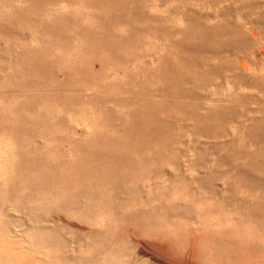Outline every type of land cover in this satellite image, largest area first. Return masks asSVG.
<instances>
[{
    "label": "rangeland",
    "instance_id": "rangeland-1",
    "mask_svg": "<svg viewBox=\"0 0 264 264\" xmlns=\"http://www.w3.org/2000/svg\"><path fill=\"white\" fill-rule=\"evenodd\" d=\"M0 146L44 264H264V0H0Z\"/></svg>",
    "mask_w": 264,
    "mask_h": 264
},
{
    "label": "bare ground",
    "instance_id": "bare-ground-1",
    "mask_svg": "<svg viewBox=\"0 0 264 264\" xmlns=\"http://www.w3.org/2000/svg\"><path fill=\"white\" fill-rule=\"evenodd\" d=\"M20 3V2H19ZM150 7V6H149ZM67 8V6L65 5H59L56 7H44L42 9V14L44 15H49L52 16L55 13H59L62 11H65ZM151 10V9H150ZM44 18V17H43ZM31 37V36H30ZM36 39L32 36L31 38V43H35ZM33 45V44H32ZM29 46V45H28ZM150 60V59H149ZM239 62V61H238ZM241 64V63H240ZM243 68L245 69V65L242 63ZM235 73V72H234ZM116 72L114 73V75H112L113 77H116ZM112 77V78H113ZM213 86V85H212ZM230 91V90H229ZM215 93V92H214ZM217 94V93H216ZM235 94V93H234ZM228 98V97H227ZM231 98V97H230ZM239 98V97H238ZM209 101L213 100V97L208 99ZM208 101V102H209ZM72 123V122H71ZM78 125L81 126L82 123H76ZM77 125V126H78ZM82 126H84L85 131L90 132L93 127L90 124H82ZM69 132V131H68ZM71 134V133H70ZM72 135V134H71ZM70 135V136H71ZM75 137V136H74ZM71 138V137H70ZM73 138V137H72ZM75 139H78L77 137ZM78 141V140H77ZM105 141V140H104ZM83 143V142H82ZM81 144V142H80ZM12 146V145H11ZM7 147V145H6ZM9 147V146H8ZM190 150V149H189ZM14 153H11V149H6L3 148L2 146H0V180H2V178H8V175L10 173L9 170V166L10 164H8L9 162H11V158L14 156ZM23 155L26 156H31V154L24 152ZM40 155V154H39ZM46 157V156H45ZM47 161V160H46ZM51 161V160H49ZM6 181V180H5ZM2 183V182H1ZM2 188V187H1ZM60 201V200H59ZM63 201V200H62ZM43 202V201H42ZM241 202V201H240ZM50 204V203H49ZM239 204V203H238ZM241 205V204H240ZM263 205V204H262ZM16 206V205H14ZM249 206V205H248ZM2 207V206H1ZM49 207V206H48ZM251 207V206H250ZM261 207V205L257 204L255 205V209L257 208L258 211L259 208ZM263 207V206H262ZM249 209V208H248ZM17 212V211H16ZM21 212V211H20ZM32 209H28L23 210L22 214H24L25 216H21L19 215V213H15L14 209L10 208L7 209V211L5 212V222H6V227L7 230L2 231V227L0 225V235L1 233L3 234V238L5 239L4 241L8 240V243H3L0 249V264H44L43 261L38 260V258H33V257H29L28 254L34 252V248L29 246L28 244H25L22 239H21V233L22 230H24L23 225L25 223H30L33 220L37 219L36 216L34 217L33 214L31 213ZM21 217H25L24 218V224H23V220H21ZM2 213L0 212V224L2 222ZM42 222V221H41ZM95 222V221H94ZM101 222V221H99ZM39 223V222H38ZM98 225V224H97ZM40 229L44 232H46L47 234H51L52 230L45 224L43 223V225H41ZM31 232V231H30ZM237 234V233H236ZM244 235V234H243ZM237 236V235H236ZM31 237V236H30ZM246 237V236H245ZM253 237V236H252ZM246 239V238H245ZM261 240V239H260ZM264 240V239H263ZM241 242H243V240H240ZM264 242V241H263ZM55 244L59 247V248H64L65 251L67 250V245L68 243L65 242L64 240H56ZM259 244V243H258ZM260 247V245H258ZM240 247V246H239ZM34 249V250H33ZM75 249H79V252L76 253ZM75 249L72 248V250L69 249V251L65 252L62 254L60 260L56 261V264H107L106 261V257H103V262L100 261V258H89L87 255H85L84 253L81 252V246H75ZM97 251V249H95ZM36 251V250H35ZM53 254V253H52ZM50 255V254H49ZM47 257V256H46ZM50 264V262H49ZM51 264H54L51 262Z\"/></svg>",
    "mask_w": 264,
    "mask_h": 264
}]
</instances>
